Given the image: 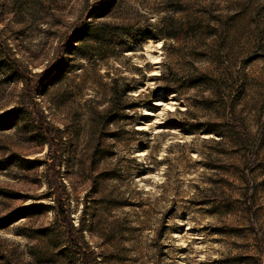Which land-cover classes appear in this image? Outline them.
Instances as JSON below:
<instances>
[{
	"label": "rangeland",
	"instance_id": "1",
	"mask_svg": "<svg viewBox=\"0 0 264 264\" xmlns=\"http://www.w3.org/2000/svg\"><path fill=\"white\" fill-rule=\"evenodd\" d=\"M0 264H264V0H0Z\"/></svg>",
	"mask_w": 264,
	"mask_h": 264
},
{
	"label": "trees",
	"instance_id": "2",
	"mask_svg": "<svg viewBox=\"0 0 264 264\" xmlns=\"http://www.w3.org/2000/svg\"><path fill=\"white\" fill-rule=\"evenodd\" d=\"M65 217V216H64Z\"/></svg>",
	"mask_w": 264,
	"mask_h": 264
}]
</instances>
